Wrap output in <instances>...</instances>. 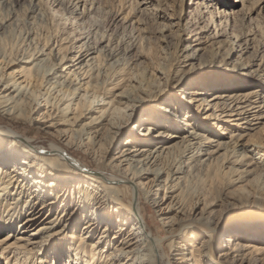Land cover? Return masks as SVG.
Segmentation results:
<instances>
[{
  "label": "bare ground",
  "instance_id": "1",
  "mask_svg": "<svg viewBox=\"0 0 264 264\" xmlns=\"http://www.w3.org/2000/svg\"><path fill=\"white\" fill-rule=\"evenodd\" d=\"M20 1L0 0V10L8 14ZM26 2L28 32L20 53L12 48L21 36L19 18L11 21L6 15L0 21V113L55 140L43 149L19 131L0 130L2 264H264V248L257 243L264 237V202L242 196L264 198L263 173L241 170L248 166L246 149L232 141L220 140L204 159L203 137L190 122L198 111L191 116L187 108V96L199 93L188 91L181 101L177 97L156 108L152 101L160 94L119 88L125 76L101 93L104 83L97 76L102 72L94 73L93 64L103 50L84 43L70 59L73 47L60 44L59 31L42 44L36 29L45 25L46 13L37 0ZM71 2L68 8L79 11L78 0ZM199 51L189 47L184 58L200 62ZM250 94H231L228 103H220V95L211 93L203 106H210L220 123L229 119L242 129L261 118L253 113L264 109ZM174 104L177 111L170 112ZM144 108L156 113L142 122L179 125L186 135L162 129L152 134L151 124L134 133L131 121ZM70 150L90 156L95 170H87ZM198 176L202 196L194 186ZM237 181L246 184L230 193L228 187ZM143 203L153 209L162 232L172 235L168 251L164 238L154 234ZM234 219L240 221L232 230L245 241L233 239L227 230ZM250 238L256 240L246 241Z\"/></svg>",
  "mask_w": 264,
  "mask_h": 264
},
{
  "label": "rangeland",
  "instance_id": "2",
  "mask_svg": "<svg viewBox=\"0 0 264 264\" xmlns=\"http://www.w3.org/2000/svg\"><path fill=\"white\" fill-rule=\"evenodd\" d=\"M67 1L74 0H63V3L37 0L47 16L45 25L36 29L37 34L43 37L42 44L45 38L53 39L59 31L60 44L68 43L73 47L68 51L70 59L78 55L77 47L84 43L103 50L93 64L96 69L94 73L102 72L97 76V80L104 83L101 93L108 91L105 87L109 89L118 77L124 76L126 79L119 88L130 89L134 86L137 92L160 94L158 100L152 101L156 108L164 103H173L177 97L176 101H181L179 97H186L185 93L188 91H197L199 94L187 96L191 99L187 108L190 109L191 116L198 111V116L190 120L196 126L194 131L203 138V135L209 137V141L202 138L205 145L204 159L208 158L212 150H217L215 146L220 140L243 145L246 149L243 150L246 154L245 163L248 166L241 170L262 171L264 181V109L262 114L253 113L261 118H256L252 125H244L241 129L239 125L236 126L239 123L227 122L229 119L220 123L210 106H203L208 103L211 93L220 95V103H228L231 94L243 95L247 91L251 92L250 96H255L252 101L256 100L264 105V0H78L80 9L77 12L68 8ZM26 4L25 0L16 2L14 8L8 10V14L0 10V21L6 20V15L12 18L11 21L19 18L16 21L20 25L17 35L20 33L21 36L12 44L13 51L19 53L25 42L23 37L28 32V26L24 22L28 14L23 10ZM5 5L6 3L3 6ZM50 45L51 42L46 47ZM189 47L200 50L197 53L200 62H187L184 58L189 53ZM16 52L14 53L17 54ZM74 62L75 60L68 66H72ZM192 63L195 64L194 69L189 66ZM183 75L190 77L183 82ZM180 81L182 86H179ZM176 106H168L170 112H176ZM151 108L140 109L139 112L136 110L131 121L134 133H141L145 124H151L155 130L152 134L162 129L167 133L173 132L174 135H186L179 125L174 128L157 120L142 122L148 113H156L149 110ZM257 109L254 110L258 111ZM4 128L21 132L43 149H49L55 140L28 122H15L0 113V130ZM231 133L237 136L230 139ZM125 137H121L120 143ZM70 153L82 165H86L87 170H95V162L90 156L76 150H70ZM252 178L253 175H248L245 179ZM243 184L246 182L237 181L228 190L230 193L238 191ZM194 186L202 196L204 190L201 176L194 180ZM199 194L195 200L201 198ZM242 196L253 200L251 202H264V198L260 196ZM143 206L154 234L164 238L168 251L167 244L173 239L172 235L162 232L151 206L147 203H143ZM52 211V214L57 212V207ZM239 221L231 220L226 228L234 235L233 239L245 241L243 235L232 230L233 225ZM225 233L221 236H225ZM257 241H261L264 248V237Z\"/></svg>",
  "mask_w": 264,
  "mask_h": 264
},
{
  "label": "snow or ice",
  "instance_id": "3",
  "mask_svg": "<svg viewBox=\"0 0 264 264\" xmlns=\"http://www.w3.org/2000/svg\"><path fill=\"white\" fill-rule=\"evenodd\" d=\"M0 264H2V261H0Z\"/></svg>",
  "mask_w": 264,
  "mask_h": 264
}]
</instances>
